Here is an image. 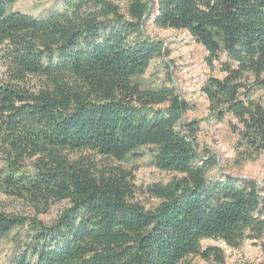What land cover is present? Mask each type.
I'll list each match as a JSON object with an SVG mask.
<instances>
[{
    "label": "trees",
    "instance_id": "obj_1",
    "mask_svg": "<svg viewBox=\"0 0 264 264\" xmlns=\"http://www.w3.org/2000/svg\"><path fill=\"white\" fill-rule=\"evenodd\" d=\"M18 1L0 0V56L14 80L35 77L41 87L0 84L2 181L37 207H66L50 225L0 212V240L14 248L8 264H188L190 256L223 264L222 250L201 241L236 249L261 238L264 188L208 180L217 162L198 156L199 124L182 120L187 104L138 79L163 55L143 33L146 21L187 33L210 63L228 60L223 79L202 87L222 107L216 120L229 114L248 151L264 152V102L245 88L264 77V0H127L129 19L107 0H64L41 17L12 11ZM141 148L156 169L180 176L148 187L160 201L153 211L132 201L121 169L94 171L66 155L122 162Z\"/></svg>",
    "mask_w": 264,
    "mask_h": 264
},
{
    "label": "rangeland",
    "instance_id": "obj_2",
    "mask_svg": "<svg viewBox=\"0 0 264 264\" xmlns=\"http://www.w3.org/2000/svg\"><path fill=\"white\" fill-rule=\"evenodd\" d=\"M119 7L125 19L127 14V0H107ZM64 0H19L11 10L33 17H41L52 11L62 8ZM143 33L150 40L160 42L163 46L161 58L154 59L147 71L138 79L142 89H159L167 87L173 89L177 96L187 104L188 110L183 114V122L199 124L197 134V154L200 158L207 156L214 158L217 166L207 173L210 181L223 180L225 177L238 182H253L258 189L264 188V152H250L244 142H241L239 133L241 125L229 114L222 122L215 117L222 107L211 104L202 87L208 79L221 80L225 76L224 65L228 60L224 55L218 61H207V53L202 46L196 44L187 33L171 29H161L146 21ZM10 82L36 92L41 87V81L35 77L26 76L22 81L12 78L4 60L0 56V84ZM245 88L251 100L264 102V77L255 81L248 79ZM166 104L157 106V109L166 108ZM72 161L82 159L85 166L94 171L121 169L128 175L133 186L132 201L141 205L145 211H153L160 203L158 199L148 193V187L161 184L166 185L180 176L174 173L163 172L151 164L150 148H141L130 154L124 161L103 158L89 152H68ZM23 168L32 169L30 162H25ZM5 164L0 156V212L6 215H15L36 219L50 225L66 207L65 202L50 203L48 207L35 206L26 198H19L8 194L2 178L5 176ZM204 250L208 247H217L222 250L223 264H264V232L259 240L244 241L240 247L231 249L223 242L203 240L200 243ZM14 251L13 243L9 239L0 240V264H8ZM188 264H217L190 256Z\"/></svg>",
    "mask_w": 264,
    "mask_h": 264
},
{
    "label": "water",
    "instance_id": "obj_3",
    "mask_svg": "<svg viewBox=\"0 0 264 264\" xmlns=\"http://www.w3.org/2000/svg\"><path fill=\"white\" fill-rule=\"evenodd\" d=\"M149 12H147V14H148Z\"/></svg>",
    "mask_w": 264,
    "mask_h": 264
}]
</instances>
